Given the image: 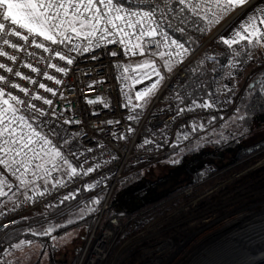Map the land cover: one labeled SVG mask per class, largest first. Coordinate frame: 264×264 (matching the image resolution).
<instances>
[{
  "label": "built area",
  "instance_id": "built-area-1",
  "mask_svg": "<svg viewBox=\"0 0 264 264\" xmlns=\"http://www.w3.org/2000/svg\"><path fill=\"white\" fill-rule=\"evenodd\" d=\"M128 11L145 10H125ZM140 19L139 16L132 17L133 22ZM116 23L120 24V21ZM148 24L154 27L152 21H144L135 29L125 28V32L130 35L123 37V43L119 42L122 38L120 33L106 36L104 40H100V34L97 33L91 38L92 46L87 52L69 51L70 48L77 46L80 49L89 47L84 37L77 38L74 35L71 44L66 41L64 44L55 45L40 36H29L27 42L11 35L0 38V49L9 56H16L14 61L9 60L7 56H0V63L5 65V68H0V76L6 78V81H0V87L4 89L6 98L11 92L23 101L22 104H17L19 115L18 113L15 115L23 116L25 120L24 122L16 120L11 127L17 129L15 132L22 130L23 135H31L34 129L42 136H46L52 142L51 147L60 151L64 157L70 158L71 167L76 169L75 175H69L71 171L69 168V173L51 187L42 188L37 194L22 198L18 205L0 212V264H14L11 255L13 249L4 242V237L19 226L23 217L50 208H61L82 190L88 195L79 203L91 197L97 198L102 192L107 193L77 264H125L134 254H140L141 259L137 264H202L204 254L214 248L197 252L198 256L195 254V257L185 262L178 260L174 263L177 248L183 245V241L190 235L191 228L195 227L187 220L188 216L192 213L202 214L208 210L206 208L198 211L193 208L213 196L215 199L223 197L219 192L226 186L217 194L206 196L208 191L205 187L212 185L211 182L218 180L223 173L214 167L206 170V178L202 182L184 188L140 213L115 214L108 217H104V213L108 209L114 188L125 176L128 166H130L128 173H132L140 166L172 155L178 148L192 140L187 122L200 124L218 114L226 119L238 110L250 80L264 72V46H258L259 55L253 57L250 71L243 83L219 90L212 100L192 103L186 107L179 106L178 99L173 96L186 79L185 66L188 61L182 63L177 70L166 76L152 104L133 124L134 107L120 64L133 58L149 56L158 50L159 45L149 39L151 36L137 38L140 28L144 27L147 30ZM18 30L27 35L25 29ZM5 38L19 47L12 48L4 44ZM33 39L50 49L62 52L73 59V63L69 65L66 60H59L53 52L37 48L31 42ZM246 50L243 45L231 47V58L234 60L239 58ZM49 63L66 68L67 72H57L56 69L48 67ZM26 64H31L40 71L33 72L31 68L25 67ZM7 68H12L13 71L8 72ZM17 71L21 72L22 76H16ZM45 72L55 79L48 80L43 75ZM23 76L30 79L25 80ZM56 80H60L61 83L57 84ZM40 83L52 88L55 94L40 88ZM14 84L27 88L28 93L21 92L20 88H14L12 86ZM37 95L43 99H34ZM44 99L51 100L52 103L45 104ZM89 100L96 102L89 103ZM33 104L36 109L42 110L44 115L29 107ZM204 104L210 106L202 107ZM8 119H12V115L8 116ZM28 124L31 128L27 127ZM183 125L185 128L180 129ZM32 140L34 142L32 147L36 153L49 149V144L45 145L38 137L33 135ZM2 156L7 158L3 153ZM28 157L32 161L33 153L29 152ZM16 159L19 160L21 157ZM17 167L18 164H15L11 168L6 166V169L13 171ZM89 168L93 171L87 172ZM30 169L31 165L28 171ZM23 171L21 168V172ZM235 179L237 177L231 182ZM10 184L13 187L9 182L5 183L4 188L10 189ZM173 211L179 212V215L168 216ZM161 214H165L163 220L169 219L165 222L167 227L160 237L164 242L161 246L150 248L155 244L144 233L151 228V224L163 221L160 219ZM182 224H188L190 230L179 242H175L170 236L171 232L177 231ZM203 245L202 242L199 246L202 248ZM166 250L171 252L168 257L162 258L161 255Z\"/></svg>",
  "mask_w": 264,
  "mask_h": 264
},
{
  "label": "trees",
  "instance_id": "trees-1",
  "mask_svg": "<svg viewBox=\"0 0 264 264\" xmlns=\"http://www.w3.org/2000/svg\"><path fill=\"white\" fill-rule=\"evenodd\" d=\"M188 4H193V0L187 5H180L178 0H119V6L124 10L154 11V19L159 25L158 36H154V39L159 41V47L166 39L176 40L187 49L181 52L182 60L195 54L185 66L186 79L173 95L178 99L181 107L212 100L219 90L226 88L224 82L229 69L238 67L245 70L251 65L252 57L249 59L245 53L251 55L253 47L244 44L246 52L234 60L231 58L230 49L216 42L215 38L197 52L211 34L210 24L207 19L195 14L196 12H193ZM209 60H213L211 66L208 65ZM236 112L239 132H222L228 118L225 119L221 114L204 120H208L206 124L208 129L215 127L221 131L216 138L205 136L206 126L202 127L201 124L189 121L188 127L193 128L190 133L192 140L178 148L172 155L140 166L132 173H128L130 168L128 166L125 176L118 182L110 196L104 217L115 214H137L153 207L176 192L202 182L209 167L223 172L219 179H225L231 177L234 172L255 165L264 157V135L253 138V134H257L256 126H261L264 122V72L250 80ZM16 113L19 115L18 109ZM144 113V109H134L132 123L135 124ZM184 128L183 125L180 129ZM251 138L254 142H250ZM164 165L167 168L164 173L157 174L161 170L158 167ZM262 171L264 172V165L254 172L241 175L222 189L219 195L225 196V192L234 189L245 180H248L245 182L246 186H243V191L240 190L236 196L264 187V177L251 180L255 174ZM106 193L107 191L102 192L97 198L91 197L79 203L88 195L82 190L61 208H50L23 217L19 226L4 237V242L14 250L16 245L24 243L23 247H25L17 251L15 258H12L14 264H77L88 234L101 212ZM215 198L213 196L206 199L193 209L203 211L213 207ZM79 211L82 212L78 213L76 218L58 222L47 234L34 231V228L47 222L48 218L61 221ZM76 229L80 232L81 244L78 245L77 250H70L69 254H66L55 242L59 241L62 244L64 236ZM189 230L188 224H182L177 231L171 232L170 236L175 242H179ZM30 249L38 250L37 253L32 254L28 252ZM140 259V254H134L125 264H137Z\"/></svg>",
  "mask_w": 264,
  "mask_h": 264
},
{
  "label": "rangeland",
  "instance_id": "rangeland-1",
  "mask_svg": "<svg viewBox=\"0 0 264 264\" xmlns=\"http://www.w3.org/2000/svg\"><path fill=\"white\" fill-rule=\"evenodd\" d=\"M197 3L200 4V8L197 9L195 14L199 13L198 15H200V18H204L207 14L208 21L213 19L212 12L209 11V8L211 7L210 4H206L203 3L201 0H197L196 3L193 1V4L188 5L192 9L193 6ZM213 7H215V5ZM214 12H216L217 15H221L218 9ZM227 17L228 14L224 15L223 18L220 19L221 22L219 21L220 23L215 26L216 28L218 27V30ZM154 27H156V24H154ZM216 31H211L210 37L215 36L214 34H216L217 37V35L219 34L217 32L219 31ZM158 33L159 27L157 29V34L155 35V37L158 36ZM149 39L153 42L159 43L158 40L154 39V36H151ZM207 42L205 41L201 48L203 46L205 47ZM177 43L180 44L179 42ZM181 52H183L181 48H178L176 45L172 44L171 41L166 39L164 40L163 45L158 48V52H154L151 55L143 58H133L126 61L125 63L120 64L122 70L121 72L126 76L127 85L130 91L131 101L134 109L141 108L146 111L150 104H152L151 102L153 101L155 94L164 84L166 76L172 74V72L177 70V68L182 63L187 61L189 62L193 58V56H195L190 55L188 56V58L185 57L182 60L180 59ZM258 55L259 54H257V56ZM235 70H237V77L235 79L236 82H231L232 84L229 86L239 85L240 83H243L247 78V75L245 74L246 70H241L238 67H236ZM154 72H159V77L155 75ZM160 77H162V80H160L159 85L155 89L148 92L147 90L151 89L152 83L157 81ZM137 92H147V94L144 96V98L137 99ZM3 99L8 98L4 96ZM10 103H12L16 109L18 108L17 104L14 101H10ZM4 107L7 106L5 105ZM11 115L12 114H9L8 116ZM237 118V112L229 116L224 127L222 128V132H239L240 127L238 125ZM207 122L208 120L200 123L202 127L206 126V130H204L205 136L207 138H216L217 135L221 133V131H218L217 129H215V127L212 129H208L206 125ZM261 126L264 127V122L261 124ZM261 126H256L258 127L256 128L257 134H253V138H255L257 135H264V129ZM192 130L193 128L190 127L188 133H192ZM15 134L17 137H19V135H23L22 130H18L17 132H15ZM253 138L250 139V142H254ZM4 139H7V133H5L4 137H0V142H2V140ZM51 145L52 142L49 144V149L46 148L44 151L38 153V156L33 157L31 161V169L27 171L26 175L24 176L23 183L21 182L20 173L17 172L15 175H13V172L15 170L10 171L6 169L5 165L0 164V181H3V184L0 185V191L5 193V195H0V212L18 205L19 201L22 198H27L31 195L37 194L42 188L51 187L56 181H60L69 173V160H67L62 154L61 157H63V159H61V157H56L55 151H57V149L51 147ZM0 158H4L2 156V153H0ZM64 160H67L68 164H65ZM37 165H41V167L37 168ZM263 165L264 157L259 159L255 165L247 166V168L242 169L243 171L240 170L234 172V174L229 179H218L216 181L211 182L212 185H207V187H205L208 191V194H206V196L217 194L222 188H224V186H227L235 177L239 178V176L242 174L247 175L252 171H256ZM159 168L161 170H159L157 174H163L164 171L167 169L166 165L162 167L160 166L158 167V169ZM260 177H264L263 171L255 174L251 180L255 181ZM246 181L248 180L239 183L234 189H231L230 191L226 192L227 194L225 196L215 199L213 203L214 206L209 207L207 212H204L202 214L192 213L188 216L187 220H189V222H192L191 225H194L195 227L191 229L190 235L183 241V245L180 248H177L174 263L178 260H183V262H185L188 259L195 257V254L197 252L208 250L209 248L214 247L213 249L209 250L207 253L204 254L205 258L201 262L202 264L206 263L208 260L213 259L214 261H216L215 264H217L220 261V259L217 257V253H219L223 248L229 249V252L227 251V253H225V257L228 258L227 260L229 264H238L237 262L239 261L241 256L239 253H242V250H247L252 246H246L243 244L234 248L236 239L240 236L251 235L252 232L255 231V229H264V187L251 192H247L245 194H241L240 196H236V193H238L240 190L243 191V188L246 186ZM9 182L12 183L13 187H11L10 184L11 188L6 190L4 188L5 183L8 184ZM80 212L82 211L73 213L67 216L66 218L62 219L61 221L51 219L47 220V222H45L44 224H41L34 228V231L35 233H47L49 229H51L52 231L58 222H63L68 219H74L76 218V215L78 213L81 214ZM178 215L179 212L173 211L168 216L176 217ZM163 216H165V214L160 215L161 220H163ZM168 220L169 219L166 218L160 223L151 224V228L145 231V233L143 232L144 235L149 236V240L153 241L155 244L150 248H156L157 246H161L163 244L164 239H160V237L163 235L167 227V224L165 222H168ZM79 233L80 232L78 229L73 230L64 236L62 244L59 241H56L55 244H57L60 249L63 250L66 254H69L70 250H77L78 245L81 244V240L79 239ZM202 242L204 245L201 248L199 245L202 244ZM23 244H20L19 247L15 248V250L13 249L12 258H15V253L17 251L22 250L25 247H23ZM240 247L244 248L239 251ZM37 250L30 249L28 252L35 254L37 253ZM170 252V250H166L161 255L162 258L168 257V254ZM196 255L198 256V254Z\"/></svg>",
  "mask_w": 264,
  "mask_h": 264
},
{
  "label": "snow or ice",
  "instance_id": "snow-or-ice-1",
  "mask_svg": "<svg viewBox=\"0 0 264 264\" xmlns=\"http://www.w3.org/2000/svg\"><path fill=\"white\" fill-rule=\"evenodd\" d=\"M190 2L191 0H178L180 5H187V3ZM202 2L210 5L214 4L221 13V15H217L216 12H212L213 19L208 21L209 24L219 23L220 19L229 12L234 11L237 8L244 9L251 4V0H202ZM198 8H200L199 3L193 6L192 11L196 12ZM209 11H211V8H209ZM122 12H125V10L119 6V0H0V38L11 35L19 37L21 40L27 42L29 36H40L43 37L44 40L51 41V43L55 45L64 44L66 41L71 44L74 35L77 38L84 37L87 40L89 47L80 49L77 46L70 48L69 51L87 52L92 46L91 38L95 37L97 33L100 34V40H104L106 36L120 33L122 34V38L119 42L123 43V37L130 35L128 32H125V28L135 29L137 25H142L144 21H152V23L156 24V27H152V24L147 25V30H145L144 27H141L137 38L139 39L145 35L155 36L157 34L159 25L154 20V11H128L125 12L124 15H121ZM136 16L141 17V19L133 22L132 17ZM204 18L207 19V14ZM117 21H120V24H117ZM18 29H25L27 35L23 34ZM180 30L183 31V29ZM201 31H203V29ZM220 39L225 45L229 46V48L242 41L245 42L247 46L264 45V7H255L248 15L245 22L241 25L240 29L234 32L231 38L225 39L221 37ZM31 42L37 48H41L45 52H53L59 60H66L69 65L73 63V59L62 54V52L50 49L43 43H37L35 39ZM3 43L10 45L12 48L19 47V45L11 43L10 40L6 38L3 39ZM171 43L178 48H181L183 51H187L182 44H178L175 40L171 41ZM136 47H139V45H136ZM112 54L116 55V53ZM245 54L251 59L250 54ZM29 55L32 54L29 53ZM237 55H239V53H237ZM0 56H7L9 60H16V56H9L8 53L2 49H0ZM25 67L31 68L33 72L40 71L31 64H26ZM48 67L54 68L60 73L67 72L66 68L57 67L56 64L49 63ZM0 68H5V65L0 63ZM7 71L12 72L13 69L7 68ZM154 74L159 77V72H154ZM15 75L22 76V73L17 71L15 72ZM43 75L48 80L55 79L46 72L43 73ZM22 78L25 80L30 79L27 76H23ZM160 80H162V77L153 82L151 89L147 91L150 92L155 89L159 85ZM0 81H6V78L0 76ZM31 82L36 83V81ZM55 82L57 84L61 83L60 80H56ZM12 86L14 88H20V91L25 94L28 93V89L21 88L19 84H14ZM39 87L55 94L52 88L46 87L43 83H40ZM4 94V89L0 87V137H4L5 133H7V139L0 142V153H3L7 158H0V164L9 168H11L12 165L18 164L19 167L15 169L13 175L20 172L21 182L23 183V178L31 165V159L28 157V153L32 152L34 157L39 155L32 147L34 143L32 136L34 135L38 137V139L43 141L45 145L50 144L51 141L46 136H42L39 132H36L34 129L32 130L31 135H19V137H17L15 129H13L11 125L16 120L24 122L25 118L23 116L17 117L15 115L17 109L12 103H10V101H15L16 104H22L23 101L17 96L12 95L11 92L8 93V99H3ZM146 94L147 92H137L136 97L137 99H142ZM34 99L40 100L43 99V97L37 95ZM88 102L95 103L96 101L89 100ZM44 103L50 105L52 101L44 99ZM5 105L7 107H4ZM201 106L209 107L210 105L204 104ZM29 107L39 112L40 115H44L43 111L36 109L34 104L29 105ZM9 114H12V119L10 120L8 119ZM132 118L133 117H129V119ZM6 120L8 121L7 123H5ZM109 123H112V121H109ZM27 127L31 128V125L28 124ZM55 156L61 157V153L57 150L55 151ZM16 157H21V159L17 160ZM61 159H63V157H61ZM64 163L68 164V161L64 160ZM36 167L39 168L41 165H37ZM21 168L24 169L23 172H21ZM69 168L71 169L69 175H75L76 169L71 167L70 164ZM91 171H93L92 168L87 170V172ZM2 184L3 181H0V185ZM0 195H5V193L0 191ZM50 231L51 229L48 230V232ZM16 247H19V245H16Z\"/></svg>",
  "mask_w": 264,
  "mask_h": 264
},
{
  "label": "crops",
  "instance_id": "crops-1",
  "mask_svg": "<svg viewBox=\"0 0 264 264\" xmlns=\"http://www.w3.org/2000/svg\"><path fill=\"white\" fill-rule=\"evenodd\" d=\"M193 1L195 3L197 2V0H193ZM213 6L214 5L212 4L211 7H210L211 8V12L217 11V8L213 7ZM255 7H264V0H251V4L248 7L244 8V9L237 8L236 10L229 12L228 13V17L226 18L224 23H222V26L220 25L221 27L219 28V30H218V27L216 28L215 26H217L221 21L219 23L211 24L210 25V30L211 31H216L217 30L219 32H217V31L216 32L219 33V34L217 35V37H216V34H214L215 36H211V37L209 36V38H208L209 41L207 39L206 42L207 41L210 42L212 39L216 38V42L225 45L221 41L220 38L221 37H223L225 39L231 38L233 36L234 32H236L237 30L240 29L241 25L245 22V20L247 19L248 15L254 10ZM210 38H211V40H210ZM244 44H246V43L242 41L241 43L233 45L232 47H234V46H242V45L244 46ZM225 46L229 48V46H227V45H225ZM262 46H264V45H262ZM201 49L197 50V52H199ZM217 49H218V46H217ZM257 54H259L258 53V46H253L251 48V57H252V59H253V57H256ZM193 55H195V54H193ZM181 56H182V53H181ZM212 64H213V60H209L208 61V65L211 66ZM245 70H244L245 74L247 75L248 71L250 70V65ZM236 77H237V74H235V69L234 68L229 69V72L227 73V75L225 77L226 80L224 82V86L227 87V86L231 85L233 82H236V80H235ZM69 162L71 163L70 160H69ZM48 219L50 220V218H48Z\"/></svg>",
  "mask_w": 264,
  "mask_h": 264
},
{
  "label": "bare ground",
  "instance_id": "bare-ground-1",
  "mask_svg": "<svg viewBox=\"0 0 264 264\" xmlns=\"http://www.w3.org/2000/svg\"><path fill=\"white\" fill-rule=\"evenodd\" d=\"M243 244L252 247L248 248L247 250H242L244 247L239 248V251L242 250V253H239L241 256L237 262L238 264H264V229H255L251 235L240 236L236 239L234 248ZM227 251L229 252V249L223 248L219 253H217V257L220 259L217 264H229L227 260L228 258L225 257V253H227ZM215 262L216 261L213 259L208 260L204 264H215Z\"/></svg>",
  "mask_w": 264,
  "mask_h": 264
},
{
  "label": "water",
  "instance_id": "water-1",
  "mask_svg": "<svg viewBox=\"0 0 264 264\" xmlns=\"http://www.w3.org/2000/svg\"><path fill=\"white\" fill-rule=\"evenodd\" d=\"M211 39V38H210ZM209 41V40H208Z\"/></svg>",
  "mask_w": 264,
  "mask_h": 264
}]
</instances>
